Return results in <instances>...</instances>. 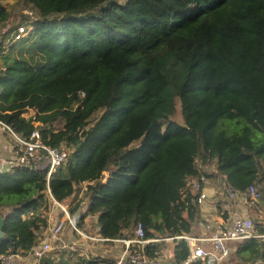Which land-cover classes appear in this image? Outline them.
<instances>
[{"label": "trees", "instance_id": "obj_1", "mask_svg": "<svg viewBox=\"0 0 264 264\" xmlns=\"http://www.w3.org/2000/svg\"><path fill=\"white\" fill-rule=\"evenodd\" d=\"M0 58L2 127L71 148L50 177L17 162V141L8 153L0 257L39 244L53 200L103 239L128 238L137 224L146 239L191 235L197 194H179L199 176L196 159L226 186L261 184L264 194V0H0ZM236 243L237 264L264 257V242ZM176 244L183 264L187 241Z\"/></svg>", "mask_w": 264, "mask_h": 264}, {"label": "built area", "instance_id": "obj_2", "mask_svg": "<svg viewBox=\"0 0 264 264\" xmlns=\"http://www.w3.org/2000/svg\"><path fill=\"white\" fill-rule=\"evenodd\" d=\"M15 40H20L25 35V29L20 27ZM1 124V123H0ZM2 125V124H1ZM4 126V125H3ZM6 127V126H5ZM7 130L10 131L8 127ZM16 141L23 148L22 156L17 160L19 164H30L35 170H47V176L50 177L66 160L67 153L63 149L52 148L46 146L41 142V137L38 130H35L28 141L22 140L15 136ZM196 169L199 171L198 177H188L184 186L180 190V198L184 200L188 191L197 194L196 203L201 206L206 200L204 184L209 176L216 173L215 166L211 162L202 163L201 160L196 159ZM2 173V169H1ZM0 173V174H1ZM105 179L108 173L104 174ZM104 179V180H105ZM224 191L229 200L244 196L252 202H258L261 199V193L256 186H249L244 192H239L224 184ZM53 204L59 207L64 218L58 220L51 228L44 231L42 239L39 244L34 247L29 253L28 257L32 264H42L43 260L49 253L52 252V244L59 241L60 236L67 225H69L76 233L84 236L73 220L70 218L68 209L59 205L53 200ZM90 241L99 242H119L124 249L121 254L113 261L109 262L103 258H94L90 260L94 264H161L153 258H148L143 253V248L151 243L157 242H172L184 239L187 241L189 248V255L183 264H192L197 261H205L210 258L215 262L222 263L229 259L231 249L229 243L241 242L250 239L259 238L255 234L253 221L246 217H238L233 219L229 225L218 227L210 237H193L183 235L179 237H172L166 239H146L144 228L141 224H137L132 236L121 240H109L100 237L84 236ZM209 244L210 248L205 249L202 245ZM133 246H138L140 250H132ZM17 256L5 255L0 257L1 264H14V258Z\"/></svg>", "mask_w": 264, "mask_h": 264}, {"label": "crops", "instance_id": "obj_3", "mask_svg": "<svg viewBox=\"0 0 264 264\" xmlns=\"http://www.w3.org/2000/svg\"><path fill=\"white\" fill-rule=\"evenodd\" d=\"M1 68V67H0ZM1 125V124H0ZM3 126V125H1ZM13 148H9L11 154ZM10 154L6 156L8 159ZM1 169L7 166L0 163ZM264 168V164H263ZM224 178L219 175H212L207 178L204 184L206 194L205 202L199 206L200 222L196 225L193 233L189 236L193 237H210L218 227L229 225L233 219L238 217H246L253 221L255 234L259 237L256 240L264 242V194L262 193L261 199L258 202H252L244 196L237 197L236 199L229 200L224 191ZM258 184L256 188H262ZM82 193V192H81ZM82 195L78 193V199ZM80 212V211H79ZM47 217L48 228H51L58 220L63 218V215L56 205L50 207ZM91 219L86 218L84 225L79 232L84 236L98 237L95 235V230L90 228ZM84 236L76 233L69 225L63 230L58 242L53 243V250L43 260L44 262L52 261L53 264L59 261L70 260L73 261L77 258L84 257L88 260L94 258H103L109 262H113L123 251L124 247L119 242H99L87 240ZM177 241L172 242H157L159 246L155 252L156 259L161 264H176L174 261V253L176 251ZM239 243H229L231 255L228 260L218 263L208 258L202 264H227L234 260L237 264L239 258H235L234 253ZM205 249H209V244L202 245ZM134 251L140 250L134 246ZM144 250V248H143ZM56 253V255H54ZM70 253V254H69ZM71 253H76L71 254ZM264 263V257L256 258L254 262L249 264ZM14 264H32L30 258L27 256H17L14 258ZM233 264V263H232Z\"/></svg>", "mask_w": 264, "mask_h": 264}, {"label": "rangeland", "instance_id": "obj_4", "mask_svg": "<svg viewBox=\"0 0 264 264\" xmlns=\"http://www.w3.org/2000/svg\"><path fill=\"white\" fill-rule=\"evenodd\" d=\"M122 1L123 0H119V2H122ZM6 2H8L9 4H13L15 2V0H6ZM105 6H106V3H103L102 5L88 11L87 14L90 16H98L99 13L101 12V10ZM0 67H2L1 58H0ZM31 116H33L32 111H29L28 113H26L24 115V117H26V118H29ZM175 118L177 119V121H180L179 115H176ZM14 145H16V140H15L14 136L11 133L7 132V130L0 125V163L6 164L7 159H5V158H7L6 156L9 153V148H13ZM61 149H63L67 154L70 153V151H71V148L66 146V145L63 146ZM71 254L75 255L76 253H71ZM54 255H56V253Z\"/></svg>", "mask_w": 264, "mask_h": 264}, {"label": "water", "instance_id": "obj_5", "mask_svg": "<svg viewBox=\"0 0 264 264\" xmlns=\"http://www.w3.org/2000/svg\"><path fill=\"white\" fill-rule=\"evenodd\" d=\"M0 173H1V165H0ZM3 228V215L0 213V239L4 238V233L2 231ZM257 264H264V263H257Z\"/></svg>", "mask_w": 264, "mask_h": 264}]
</instances>
